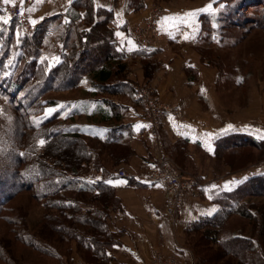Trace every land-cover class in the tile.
<instances>
[{"label": "crops", "instance_id": "1", "mask_svg": "<svg viewBox=\"0 0 264 264\" xmlns=\"http://www.w3.org/2000/svg\"><path fill=\"white\" fill-rule=\"evenodd\" d=\"M21 1L30 20L36 19L40 23L44 18L61 14L64 15L63 19H67L74 28L82 27L80 17L71 20L66 14L71 6L68 0ZM128 1L92 0L95 8L106 9L112 13L113 41L126 63V69L116 80L118 86L114 87L115 92H92L88 75L84 76L79 86L71 89V92H80L82 96L72 97L71 106L81 112L74 117L73 123L84 127L83 134H91L93 138L95 129L116 127L113 129L114 139L127 145L125 148L113 150L112 155L109 153L111 143L107 142L104 146L110 148L107 150L94 148L91 154L92 161L95 159V154H101L102 150L106 157L109 155L113 158L111 159L113 163L108 165L100 155V166L95 168L93 162L88 170L90 180L82 176L85 180L94 183L98 188L97 191L109 190L111 193L112 203L107 207L109 215L107 222L113 237L105 248L106 257L98 262L81 259L75 243H72L71 264H148L155 248L160 246L166 255H173L180 262L184 258L192 262L193 255L186 242L187 226L201 217L208 216L205 213L211 208L219 209L215 198L227 191L221 190L225 182L243 180L244 177L264 173L263 164L259 167L257 165V168L249 166L239 171H232L229 166L220 167L217 162L219 157L216 151L217 142L221 138L233 134H248L257 139L264 137V99L257 100V96H254L253 101L250 99L244 107L233 111L222 105L219 98V70L206 65L195 49V46L199 45L201 16L207 12L197 11L192 28L177 24L179 30H162L163 17L200 10L209 5V2L182 0L181 3V0H177L166 5V11L159 22L163 33L159 46L155 50H141L130 32L133 26L147 17L154 0H143V6L137 10L129 7ZM211 5L213 11V3ZM29 9L34 10L29 11ZM0 15L8 16L2 10ZM41 17L43 19H40ZM121 20L124 23L121 24ZM117 32L123 33V36H117ZM185 34L189 35V39H184ZM128 41L135 45L132 51L127 50L130 47ZM54 46L55 53H58L60 47L56 42ZM78 49H81V45L75 40L71 43V59ZM46 57L51 62L52 57L56 55L50 57L46 55ZM63 69L62 73H66L67 68L63 65L59 74ZM146 71L150 74L147 75ZM143 80L153 87L160 98L177 103L182 113L181 118L166 116L160 130L159 153L171 156L183 167L187 176L194 178V184L187 193L176 219H172L167 211L166 198L161 185L146 181L152 156L158 152L150 147L145 127L139 131L135 129V125L144 124L143 107L134 92L136 83ZM95 97L100 101L94 100ZM101 98H105L108 102L102 101ZM84 103L90 105L88 112L82 108ZM107 111L110 119L103 121L100 118H104ZM79 118L95 119L93 121L96 123L76 122ZM229 124L233 125V129L222 131ZM207 134H211L210 139ZM97 136L101 139L99 135ZM77 139L79 137L71 138V140ZM93 139L98 141L96 138ZM205 141L210 143L211 152L205 146ZM99 146H103V142L102 144L99 142ZM119 170H123L126 175L120 176ZM76 174L72 177L77 176ZM97 177L101 179L97 180ZM108 179H123L126 183L108 185L104 182ZM213 184L218 187L212 189ZM209 196H212V199H209Z\"/></svg>", "mask_w": 264, "mask_h": 264}, {"label": "trees", "instance_id": "2", "mask_svg": "<svg viewBox=\"0 0 264 264\" xmlns=\"http://www.w3.org/2000/svg\"><path fill=\"white\" fill-rule=\"evenodd\" d=\"M218 4H222V6L219 8ZM255 4L263 6L264 0H213L215 10L204 13L201 16V31L198 37L199 45L195 46V49L206 65L216 67L219 70V89L221 79L226 76L225 67L219 62L222 58L220 59L219 56L214 55L209 45L201 46L200 44H203L206 40L208 41L207 43L213 44L214 40L212 37L216 33L217 41H223L226 38L224 35L226 32L223 30L228 32L229 28L242 30V26L252 28L259 25L264 29V16L242 14V11H245V6L248 7ZM128 5L137 10L143 6V0H129ZM66 14L70 16L71 20L80 17L82 27L74 28L71 23H64V15L61 14L44 18L40 23L35 24L34 32L30 35H26L21 31L16 19L10 18V22L7 25L0 24V120L3 121L9 140L3 147L0 146V152H4V155H0V178L5 181V177L9 176L7 171L13 170V172H10V176L16 183V186H12L13 188L10 190L4 184V181H0V186L3 185L4 187H2L5 189L2 188L5 192L0 197V214L3 210H8L5 207L15 195L23 191H30L33 188V185L27 184L28 180L24 181V176L19 174L20 165L25 162L22 154L25 146L26 130L28 128H41L45 124L52 123L58 118V114L61 111L60 108H57V111L50 117L40 120V115L45 109L57 106L55 100H42V97L51 91L70 90L79 86L85 75L89 76L92 92H115L114 87L118 86L116 80L126 69L122 53L116 48L113 41L112 13L109 10L95 8L92 0H73ZM240 15H243V17ZM223 21L227 23L222 24L224 25L223 27L215 26V24L217 25V23ZM208 23L212 24L211 32H207ZM18 33L22 36L19 45H17ZM75 40L79 41L81 49H78L72 59L68 61L65 77L59 83L58 74L62 66L65 65L63 64V59L67 56V53L71 52V43ZM53 42H56L60 47L58 53H55ZM91 47L98 50L97 56L96 54L93 55L94 52ZM46 55L49 57L51 55L58 56L60 63L56 64L53 62L52 67L49 68V59L45 60L43 64L40 61V57ZM10 59L13 61L12 66L8 65ZM5 73H8V75H5ZM146 73L147 75L150 74L149 71H146ZM242 83L243 79H239L238 85H242ZM94 100L100 101L97 97ZM101 100L108 102L105 98H101ZM39 105H43L42 110H35L34 113L31 110L30 112L29 109L34 106L40 107ZM89 107L88 103L82 105V108L87 112L90 110ZM79 113L81 112L71 106V110L68 111L66 116L68 121L71 119V131L65 129L54 130L50 131L47 137L60 135L62 137L77 138L82 135L85 132L84 127L73 123L74 117ZM105 114L107 115L100 119L108 121L110 119L108 111ZM31 115L39 117H35L37 120H35L36 122L33 125H28L25 116L30 117ZM37 121H39L38 124ZM115 128H108L109 131L101 138L102 141L97 135L92 136L100 144L103 142V146L110 142L111 149H109V153L112 155L113 150L127 146L114 139L113 134L115 131L113 129ZM247 148L261 150L262 152L258 154L260 156L258 160H264V139H257L248 134H233L221 138L217 142L216 151L218 155L223 154V151L228 152L229 155L236 153L239 157L248 160L252 156L251 154L239 152ZM127 150L129 149L127 148ZM93 162L95 168L98 165L100 166V153L95 154ZM249 162L244 167L249 165ZM229 164L231 169L235 171L237 167H235L234 163L229 162ZM4 173L8 175L5 176ZM16 180H20V182ZM255 185L264 189V173L253 174L247 180H244L243 183L238 184L232 191L219 194L215 198V201L219 204V209L213 215L201 217L187 226V235L198 234L200 237V239L193 241V244L196 242L194 247H197L196 250H192L195 264H205L207 261L205 256L201 255L202 239L216 245L221 250L212 254L211 258L213 260L222 258L230 261L228 258L230 256V258L237 260L238 264H264V245L262 243L264 240V206L250 207L252 203L251 197L263 194L264 190H258L259 192L251 190V187ZM97 189L94 183L78 176L62 183L59 191H70L71 201L77 204V209L70 216L64 217L63 220L61 218L52 227L55 229L53 232L60 235L63 241L68 243L66 254L71 252V242L74 241L76 249L79 255L81 254L83 257V260L93 262L103 261L106 257L105 248L111 243L113 237L107 222L109 216L107 207L112 203L111 193L109 190L97 191ZM32 195V198L38 202L39 198L37 196L44 198L46 194L41 196ZM42 207L45 208V205H42ZM18 216L19 214H17ZM233 217L245 220L259 218L257 221L260 226L256 235L247 236L243 233L242 228L239 230L230 228L228 226L230 224L229 221ZM47 219L51 220V218ZM8 220L9 225L13 223L17 225L19 223L23 224L22 220L21 222L18 221L19 223L13 222L10 218ZM52 220L54 221V218ZM24 230H27L24 235L19 233L15 235L18 242L36 251L41 258L44 256L51 258L53 260L52 264L62 263L63 255L54 246L52 238H41V236L32 233L27 228ZM12 231L15 230L12 229ZM238 244L247 247L246 249L244 247L233 248V245L236 246ZM3 248V246H0V258H3L7 264H16L9 258V254ZM237 262L235 263L237 264ZM42 263L44 264V262Z\"/></svg>", "mask_w": 264, "mask_h": 264}, {"label": "rangeland", "instance_id": "3", "mask_svg": "<svg viewBox=\"0 0 264 264\" xmlns=\"http://www.w3.org/2000/svg\"><path fill=\"white\" fill-rule=\"evenodd\" d=\"M173 1L177 2V0H154V2L150 6V9L148 10V14L151 9L155 10L159 7L164 8V10L166 11L165 6ZM180 2L182 3V0ZM206 2H209V4L213 3L212 0H206ZM221 6L222 4H218L219 8ZM263 6L259 4L250 5L248 7L245 6V11H242V14L245 15V13H247V16L248 14H252V16H264ZM240 16L243 17V15ZM144 21L145 19L137 25H142ZM222 24L227 23L223 21L217 23V25L215 24V26L223 27L224 25ZM226 27H228V25H226ZM206 28L208 29L207 32H211L212 24L208 23ZM223 31L226 32L224 33L226 38L223 41H217L218 37H216V33L212 37L214 41L211 39L214 42L213 44L207 43L208 41L206 40L205 42H203V44L200 45H209L210 48H212V53L216 56H219L220 59L222 58V60H220L219 62L221 65H224L226 76L221 79L222 81L220 83L219 98L223 106L227 107L229 111H233L238 108L244 107L250 99L251 101H253L254 96H257V100L264 99V29L263 27H260L258 25V27L252 28L242 26V30L229 28L228 32L227 30ZM53 47L54 49H56L55 46ZM91 48L94 52L93 55L96 54L97 56L99 53L98 50L93 47ZM66 55L67 56L63 59V64H65L67 68L68 61H70L71 59V53H67ZM63 71L64 69L60 72V74H58L59 83L62 82L65 77L64 73H62ZM239 79H243L242 85H238ZM146 83L147 82L143 80L137 82L136 84L144 85ZM72 97L74 98L82 96L80 92H71V89L64 91H51L46 93L42 97V100H55L57 102V106L55 108H60L61 110L58 114V118L50 124H45L41 128H34L35 130L33 128H28L26 130L25 146L23 148L22 154V157L24 158L25 162L20 165L21 169L19 171V174L24 176L23 180H28L27 184H32L33 188H31L30 191H23L15 195L5 207L8 208V210H3L0 214L2 217H7L0 218V246L4 247L3 249L6 250L10 256L9 258L16 262V264H43L42 262H44V264L53 263V260L51 258L45 256L41 258L36 251L25 246L24 244H21L16 240L15 235L17 233H19L20 235H24L26 233L25 231H27L24 230L26 228L32 233L41 236V238H52L54 246L57 247L59 252L63 255L61 259V264H71V252L66 254V248L68 246V243L64 242L60 235L54 233L53 231L55 229L52 227H54L59 222V220H61V218L63 220L64 217L70 216L73 212H75L77 209V204L71 201L70 191H59V187L62 185V183H65L70 180L75 173H77L76 175L78 177L86 176L87 179L90 180V172L88 170L93 164V158L91 154L94 148H104L106 150L110 148L106 146H99V141H96L95 139L91 138V134L88 133H85V135H80L79 139L77 140H71V137H62L60 135L55 137H47L50 131L59 129L71 131V119L70 121H68L66 116L68 114V111L71 110ZM160 99L163 100L162 98ZM163 101L168 104H177L175 102H167L165 100ZM41 106H34L32 109L29 110L30 112L32 110V112L34 113L35 110H42L43 105ZM41 114L42 115H40V120L44 118L45 111ZM35 117L39 116H25L27 124L33 125L34 122H36L35 120H37L35 119ZM93 120L95 119L79 118L76 120V122H92ZM93 122L96 123V121ZM40 139L45 140V143L42 146L38 144V141ZM7 141L9 140L5 128L3 126V121L0 120V146L3 147V145L6 144ZM150 147L153 148L155 152L158 151L159 153L160 142L159 149H156L155 146H152L151 142ZM118 148L122 149V147ZM223 152L224 153L220 154L217 158V162L219 163L220 167L229 166L231 169L229 162L234 163L235 167H237L235 168V171L245 169L249 166L255 168L258 165L257 167H259L260 164H263L262 166H264V160H258L260 158L258 154L259 152H262L261 150L259 151L255 148H247L244 151H239L248 152L249 154H251L252 156L248 160L244 159L243 157H239V155H237L236 153L229 155L228 152ZM0 155H4V152H0ZM100 155L106 164L110 165L113 163L111 162V159L113 158H111L109 155L108 157H106V155L103 154V150ZM248 161H250V164L244 167V165H246ZM178 166L181 167L179 164ZM8 168L10 167L8 166ZM181 168L184 173L187 174L183 167ZM7 172L9 173V176L5 177V181L0 178V181H4V184L7 185V187H9L11 190L13 187L16 186V183L10 176V172H13V170ZM6 173H4L5 176L8 175ZM18 181L20 182V180ZM2 186H0V197H2L3 193L5 192V189L3 188L4 186ZM257 186L255 185L251 187V190H264L262 187ZM32 194L40 196L43 194L46 195L44 198L37 196L39 198V201L36 202L35 199L32 198ZM263 194L251 197V208H256L257 206H264ZM42 205H45V208L42 207ZM17 214H19L18 217ZM9 218L12 219L13 222L16 221L17 223H19L18 221L21 222L22 220L23 224L19 223V225H17L13 223L9 225ZM47 218H51V220ZM53 218L54 221L52 220ZM257 219L245 220L239 217H233L232 220L229 221L230 224L228 226L230 228H236L237 230L242 228V231L245 235L254 236L256 235L258 227L260 226ZM12 229H14L15 231H12ZM198 239H200L198 234H191L186 236V242L192 252V255L193 251L197 248L194 247V245L196 246V242L195 244H193V241H196ZM72 243L75 242L72 241L71 246ZM262 243L264 245V240L262 241ZM239 247H244L246 249L247 246L241 244H238L236 246L233 245V248L235 249H239ZM216 251L221 250H219L216 245L209 243V241L203 239L201 240L202 253H200L201 255L205 256L207 260L205 264H236L235 262H237V260L230 258V256L228 258L231 262L227 261V259L222 258H214L215 260H213L211 258L212 254ZM6 256L8 257V255ZM79 256L81 259H83L81 254ZM192 258V262L190 259L186 260V258H184V260H181V263L195 264L194 255L192 256ZM238 263L239 262H237V264ZM0 264L7 263L4 262L3 258H0Z\"/></svg>", "mask_w": 264, "mask_h": 264}, {"label": "built area", "instance_id": "4", "mask_svg": "<svg viewBox=\"0 0 264 264\" xmlns=\"http://www.w3.org/2000/svg\"><path fill=\"white\" fill-rule=\"evenodd\" d=\"M0 9L10 18L16 19L24 34L30 35L34 32V25L30 23L28 12L21 0H16L15 6L0 3ZM164 12L162 7L155 10L151 9L142 25L132 27L131 36L141 50H155L159 46L163 37L159 28V20ZM134 92L143 107L144 124L148 125L145 127V132L148 134L152 146L159 149V131L163 119L169 115L181 118L180 108L177 104H168L161 100L148 83L136 84ZM118 174L120 176L126 175L123 170H119ZM146 181L161 185L166 198L167 211L172 219H176L187 193L194 184V180L184 173L172 157L157 153L152 156ZM148 264L182 263L177 257L163 253L160 246L155 248Z\"/></svg>", "mask_w": 264, "mask_h": 264}, {"label": "snow or ice", "instance_id": "5", "mask_svg": "<svg viewBox=\"0 0 264 264\" xmlns=\"http://www.w3.org/2000/svg\"><path fill=\"white\" fill-rule=\"evenodd\" d=\"M73 2V0H68V3L71 4ZM0 3H3V4H12L13 6H15V3H16V0H0ZM212 9V5L209 4L207 5L206 7H204L203 9H200V10H191L189 12H186L184 13L183 15H179V14H174L172 16H165L162 18V30L164 31H168L169 29H176V30H179L177 28V24H183V25H187L189 28H192V26L194 25L195 23V17L197 15V11H202V12H209L211 11ZM34 9H29V11H33ZM40 19H43V17H41ZM10 22V18L8 16H5V15H0V24H3V25H7L8 23ZM69 21L67 19H65L64 23H68ZM169 22H174V23H169ZM30 23L32 25H35L36 23H38V21L36 19H31L30 20ZM120 23H124L123 20L120 21ZM192 34L193 36L195 35V29L193 28V31H192ZM18 35V38H17V45L20 44L21 42V34H17ZM117 36H123V33H120V32H117L116 33ZM184 39H189V35L188 34H185L184 35ZM130 47H128V51H132L134 48H135V45L131 42V41H128ZM45 60H48V57L46 56H41L40 57V61L41 63L43 64ZM56 63V64H59L60 63V59L58 56L56 57H52V61L49 63L48 67L51 68L52 67V63ZM13 64V61L10 59L8 61V65L9 66H12ZM5 75H8V73H5ZM239 82V81H238ZM62 107V106H61ZM57 111V108L55 107H50V108H47L45 110V119L50 117L53 113H55ZM39 123V121H37V124ZM142 127H148V125H144V124H137L135 125V129L136 131H139ZM233 129V125L229 124L227 126V128L223 129L222 131H230ZM107 131H109L108 129H95L93 130V134L94 135H99L101 138L104 137V133H106ZM209 139L211 138V134H207ZM262 139H264V137H261ZM45 143V140L44 139H40L38 141V144L40 146L44 145ZM205 146L208 148V151H212V148H211V145L210 143H208V141H205ZM155 167V166H153ZM97 180H100L101 178L97 177L96 178ZM248 177H244L243 180H247ZM243 180H231V181H227L225 182V184L223 185V189L221 190H227V191H232V189L238 185V184H241L243 183ZM106 184L108 185H120V184H124L126 183V180H123V179H116V180H113V179H108L106 181H104ZM218 186L213 184L211 186L212 189H216ZM209 199H212V196H209L208 197ZM217 211V209L215 207L211 208L210 211H208L207 213H205L206 215L208 216H211L213 213H215Z\"/></svg>", "mask_w": 264, "mask_h": 264}]
</instances>
